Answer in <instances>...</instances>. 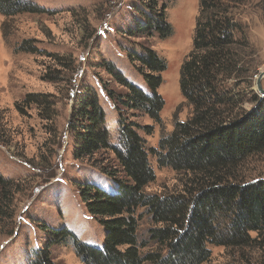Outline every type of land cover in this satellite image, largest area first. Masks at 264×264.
Listing matches in <instances>:
<instances>
[{"label":"trees","instance_id":"obj_1","mask_svg":"<svg viewBox=\"0 0 264 264\" xmlns=\"http://www.w3.org/2000/svg\"><path fill=\"white\" fill-rule=\"evenodd\" d=\"M138 1L136 12L120 31L130 40L125 46L128 60L147 89L130 81L114 61L101 63L124 90L104 86L118 113V144L111 142L104 108L91 84L75 99L70 126L73 157L98 168L116 186L107 192L91 182L77 184L88 213L104 229L102 245L80 241L67 227L41 226L47 239L28 264H54L52 247L66 243H72L85 264H204L210 259V246L244 248L258 239L264 242V179L243 183L234 172L248 158L264 154V98L252 89L258 71L255 61L246 57L253 54V47L241 23L244 8L254 0L200 1L192 50L180 75L181 92L192 112L186 121H177L156 148H147L142 134L151 136L162 123L165 101L159 89L168 65L155 50L132 41L167 40L174 27L167 15L169 3ZM42 12L32 0H0V15L6 21ZM15 52L57 57L29 40L17 45ZM49 97L29 94L23 104L46 107ZM146 120L151 123H143ZM102 154L107 155L104 163L97 158ZM151 157L160 168L191 177L183 192H147L156 180ZM17 191L16 183L0 173V232H7L14 218ZM141 210L151 218L150 240L159 252L142 254L146 244L138 236ZM7 233L11 236L13 231Z\"/></svg>","mask_w":264,"mask_h":264},{"label":"rangeland","instance_id":"obj_2","mask_svg":"<svg viewBox=\"0 0 264 264\" xmlns=\"http://www.w3.org/2000/svg\"><path fill=\"white\" fill-rule=\"evenodd\" d=\"M32 1L43 8L42 13L24 14L8 21L0 15V173L13 180L18 190L12 209L14 218L7 229L13 233L10 236L0 232V264H28L33 251L47 239L41 227L45 225L67 227L80 241L102 245L104 229L88 213L77 184L91 182L107 192L116 186L98 168L73 157L75 138L70 126L74 101L85 85L96 88L111 142L117 145L118 113L104 86L107 84L116 92L124 90L101 67L102 61H114L130 81L147 89L143 77L128 60L125 46L130 40L120 31L136 12L138 0ZM200 1L159 0L160 5L169 3L167 15L174 35L167 40L155 37L132 41L155 50L168 65L159 89L165 101L162 123L155 126L151 136L142 134L147 148H156L160 138L172 133L175 123L186 121L192 112L181 92L180 75L192 50ZM5 22L9 35L6 41ZM241 23L253 47V54L247 53L246 57L255 61L259 75L264 71V1L254 0L244 8ZM27 40L38 50L57 57L15 52V47ZM262 86L264 89V80ZM252 89L256 92L255 83ZM29 94L50 96L51 103L46 107L25 106L23 101ZM246 108L251 107L246 104ZM105 155L97 157L101 163L105 162ZM150 162L156 180L147 192H183L190 176L160 168L155 158L151 157ZM234 172L243 183L264 179V154L248 158ZM138 215L139 241L146 244L142 254L161 251L150 240L149 232L154 227L150 216L143 210ZM258 240L244 248L210 246L211 256L204 264H264V242ZM51 255L54 264H85L72 243L55 245Z\"/></svg>","mask_w":264,"mask_h":264},{"label":"water","instance_id":"obj_3","mask_svg":"<svg viewBox=\"0 0 264 264\" xmlns=\"http://www.w3.org/2000/svg\"><path fill=\"white\" fill-rule=\"evenodd\" d=\"M264 80V71L261 72L259 75H258V78L255 82V89H256V92L257 94L264 98V89H263V86H262V82Z\"/></svg>","mask_w":264,"mask_h":264},{"label":"built area","instance_id":"obj_4","mask_svg":"<svg viewBox=\"0 0 264 264\" xmlns=\"http://www.w3.org/2000/svg\"><path fill=\"white\" fill-rule=\"evenodd\" d=\"M258 78V75L257 76H255V79H257Z\"/></svg>","mask_w":264,"mask_h":264}]
</instances>
